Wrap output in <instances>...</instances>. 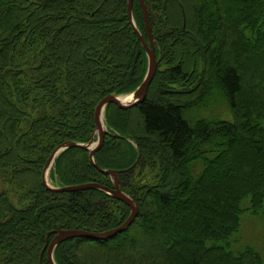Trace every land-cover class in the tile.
<instances>
[{
    "label": "trees",
    "instance_id": "16d2710c",
    "mask_svg": "<svg viewBox=\"0 0 264 264\" xmlns=\"http://www.w3.org/2000/svg\"><path fill=\"white\" fill-rule=\"evenodd\" d=\"M127 1L0 0V264H40L47 233H103L130 214L100 191L42 185L59 145L91 140L99 101L134 91L146 74ZM143 2L156 74L137 106L106 107L94 155L100 169L117 172L138 215L107 241L61 243L54 261L264 264L253 248L233 253L229 243L244 212L264 219V0ZM132 15L148 42L137 0ZM88 156L62 152L51 185L112 189ZM147 170L156 172L152 184Z\"/></svg>",
    "mask_w": 264,
    "mask_h": 264
},
{
    "label": "water",
    "instance_id": "95a60500",
    "mask_svg": "<svg viewBox=\"0 0 264 264\" xmlns=\"http://www.w3.org/2000/svg\"><path fill=\"white\" fill-rule=\"evenodd\" d=\"M132 1L133 0L127 1L128 19H129L131 27L139 43L141 44L145 52L146 59H147V70H146V74L141 84L134 91L126 95L116 96L114 94H111V95H107L102 100H100L94 110L95 131H94V135L91 138V140L85 144L75 143L71 141L62 143L52 152V154L48 158L43 168V171H42V185L49 192L73 193V192H79V191L82 192V191H87V190L100 191V192H103L109 195L111 198L124 203L129 208L130 214L128 218L124 221V223H122L119 227L103 232V233H92V232L82 231V230H55V231L47 233L46 238H45V246L40 254V264H41L42 255L45 251H46V259H47L48 264H56L54 261V251L56 247L63 242H66L68 240L75 239V238H87V239H92V240H97V241H107L108 239H111L115 237L116 235L125 232L138 215L139 208L136 202L133 199H131L127 194L122 192L118 186L117 172L114 170L100 169L96 161L94 160V155L102 147L103 139L106 133V127L104 126V122H103L104 111L106 107L109 104H112L121 110H129L137 106L141 102H143L147 96L149 86L154 79L157 66H158V61L156 59L155 50H154V40L152 36L151 27L148 21L147 9L144 5L143 0H137L139 7L141 9V12H142V18H143V23H144V27L146 30L148 42H146L144 38L142 37L133 19ZM125 97H129V100L124 101L123 99ZM95 135L97 138L96 140H94ZM72 148L82 149L89 153L88 157H89L90 164L100 174L110 177L112 181V189L102 186L98 183H86V184H81V185L65 186V187H60V188L53 187L50 184L49 176H50V171H51L55 158L59 156L65 150L72 149ZM51 235H53V237L51 240H49V237Z\"/></svg>",
    "mask_w": 264,
    "mask_h": 264
},
{
    "label": "rangeland",
    "instance_id": "374dc122",
    "mask_svg": "<svg viewBox=\"0 0 264 264\" xmlns=\"http://www.w3.org/2000/svg\"><path fill=\"white\" fill-rule=\"evenodd\" d=\"M222 111L223 114L221 113L222 114L221 118L223 120L230 121L231 115L229 113L224 114L225 110ZM155 173L156 172H154L153 170H147V172L145 171L144 174L146 176L145 180H147L149 184L153 183L152 177L155 175ZM11 195L13 196V194ZM248 204L249 201L245 200L241 206L242 208H244ZM229 243L231 247L230 250L233 253H238L239 251L243 250L245 247L253 248L260 254L264 262V219L261 217H254L249 212H244L240 216L239 230L236 234H234L230 238Z\"/></svg>",
    "mask_w": 264,
    "mask_h": 264
},
{
    "label": "bare ground",
    "instance_id": "6f19581e",
    "mask_svg": "<svg viewBox=\"0 0 264 264\" xmlns=\"http://www.w3.org/2000/svg\"><path fill=\"white\" fill-rule=\"evenodd\" d=\"M123 100H124V101H128V100H129V97H125ZM191 223H192V222H191Z\"/></svg>",
    "mask_w": 264,
    "mask_h": 264
},
{
    "label": "flooded vegetation",
    "instance_id": "af4514ba",
    "mask_svg": "<svg viewBox=\"0 0 264 264\" xmlns=\"http://www.w3.org/2000/svg\"><path fill=\"white\" fill-rule=\"evenodd\" d=\"M95 140V139H94Z\"/></svg>",
    "mask_w": 264,
    "mask_h": 264
}]
</instances>
